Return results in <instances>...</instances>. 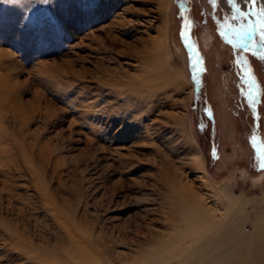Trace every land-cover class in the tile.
I'll return each mask as SVG.
<instances>
[{
	"label": "rangeland",
	"instance_id": "374dc122",
	"mask_svg": "<svg viewBox=\"0 0 264 264\" xmlns=\"http://www.w3.org/2000/svg\"><path fill=\"white\" fill-rule=\"evenodd\" d=\"M262 8L0 0V264H264ZM200 201L203 251L168 254Z\"/></svg>",
	"mask_w": 264,
	"mask_h": 264
},
{
	"label": "bare ground",
	"instance_id": "6f19581e",
	"mask_svg": "<svg viewBox=\"0 0 264 264\" xmlns=\"http://www.w3.org/2000/svg\"><path fill=\"white\" fill-rule=\"evenodd\" d=\"M164 3H169L170 4L171 0H164ZM165 43H166V45H165ZM161 44L162 45H161L160 48L162 50H157L156 58L153 61L154 69L150 71L149 75H151L150 77L153 79L154 86L157 85L156 83H160V84L162 83L164 85V86L161 85L162 87H165L168 84L172 85L174 87L175 86L179 87V85H182V83H183L181 81V79H182V71L180 69V70H177V71L174 72L173 71L174 68H173V70L171 69L173 66L169 67V65L171 64L172 52H170V46L168 44V34H167V32H164L162 34ZM149 75H147V73H146L145 77L147 78ZM159 88H160V86H159ZM181 215H182L181 219H182V221H183V223L185 225L184 231L182 233V237L187 239V240L185 241V243L182 246H178L177 249L175 248L176 251H171L168 254H174V252H178V250L182 249V250L186 251V254L181 259L184 258V259L187 260V258L188 259L190 257L192 258L193 255H196L197 253H201L200 250L203 251L202 248H204V246L200 244V240H202L201 237H203L204 233H206V231H208L209 227L215 226V222H214L215 220L213 218L214 215H213L212 211L208 210L205 207V205H203L201 203V201L198 204H196L195 207H192V206L190 207L189 206V209L186 208L184 211L181 212ZM236 224L237 223L235 222L234 225L236 226ZM233 233H234V231H233ZM230 234L223 235L221 238H220V235H218L217 237L220 240H224V237L227 238V239H232ZM193 235H198V237L193 236ZM234 236H235V234H234ZM214 237H216V236H214ZM217 237H216V239H217ZM195 240H197V242H199V244L202 247L201 249H199L198 246L195 247L193 245V242ZM203 253H201V255H200L201 258H202L201 264H203V263L205 264L204 260L207 259V257L205 258L203 256ZM162 258L165 259V258H167V256L163 255ZM203 258H205V259L203 260ZM156 263H157V260L153 261L151 263H147V264H156ZM189 264H195V263L192 262V263H189Z\"/></svg>",
	"mask_w": 264,
	"mask_h": 264
},
{
	"label": "snow or ice",
	"instance_id": "6c2138e0",
	"mask_svg": "<svg viewBox=\"0 0 264 264\" xmlns=\"http://www.w3.org/2000/svg\"><path fill=\"white\" fill-rule=\"evenodd\" d=\"M213 2H214V0H213ZM230 2H232L234 4L235 3V0H230ZM252 3L255 4L256 3V0H252ZM237 11H239V10L237 9ZM240 15L241 16H244V13H240ZM257 15L259 17V19L257 20V24L259 26L260 39L261 40H264V8L260 9V11L257 13ZM241 27L243 28V26H241ZM251 31H252V29L249 28L247 31L242 32L241 33V36L242 37L248 36V35L251 34ZM198 63H199V61L197 60V61H194L193 62V65H192V67L194 69V73H193V77L192 78L194 80L197 79V73L195 72V68H196V66H197ZM252 141H253V146L256 147L257 146L256 138L253 137L252 138ZM258 150L261 153V156H260V165L259 166L261 168H264V148H260Z\"/></svg>",
	"mask_w": 264,
	"mask_h": 264
},
{
	"label": "flooded vegetation",
	"instance_id": "af4514ba",
	"mask_svg": "<svg viewBox=\"0 0 264 264\" xmlns=\"http://www.w3.org/2000/svg\"><path fill=\"white\" fill-rule=\"evenodd\" d=\"M211 2H212V1H211ZM210 16H211V17H214L213 13L210 14ZM213 19H214L215 23H216L217 25H219V27H221L222 29H224V23H223V22L217 21L216 17H214Z\"/></svg>",
	"mask_w": 264,
	"mask_h": 264
}]
</instances>
